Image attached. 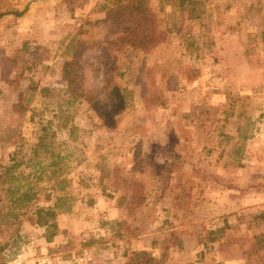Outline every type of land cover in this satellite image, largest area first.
I'll list each match as a JSON object with an SVG mask.
<instances>
[{
    "label": "rangeland",
    "instance_id": "374dc122",
    "mask_svg": "<svg viewBox=\"0 0 264 264\" xmlns=\"http://www.w3.org/2000/svg\"><path fill=\"white\" fill-rule=\"evenodd\" d=\"M117 1L0 0V264H264V0Z\"/></svg>",
    "mask_w": 264,
    "mask_h": 264
},
{
    "label": "trees",
    "instance_id": "16d2710c",
    "mask_svg": "<svg viewBox=\"0 0 264 264\" xmlns=\"http://www.w3.org/2000/svg\"><path fill=\"white\" fill-rule=\"evenodd\" d=\"M149 0H118L117 4L114 5L112 10H110L107 14V19H112L114 25L115 37L117 38L116 44L119 45H128L131 48H137L142 51H148L149 49L157 46L158 44L164 42L166 38V31L155 32L154 30H150L148 24V15L151 12V9L148 4ZM179 7L183 10H187L190 18H197L201 13L193 7H186V2L193 3V0H178ZM198 3L195 0V5ZM172 29L169 28V30ZM68 66V64H66ZM69 95L73 101L82 98L81 94H75L72 88H69ZM113 91L118 94L117 99L119 104L122 105L124 100L122 92L118 87H114ZM72 128V127H71ZM43 138H41L42 142ZM57 171V170H56ZM55 173V172H54ZM38 224L46 225L45 220L41 217V213H38ZM254 219L257 221L264 222V212L259 213L254 216ZM228 225L225 223V226ZM223 229H219L216 232H222ZM215 232L210 230L207 232L209 237V241H216V237H211ZM54 234H49V240L53 238ZM264 249V246H263ZM126 254V253H125ZM126 262L125 264H157L160 262L159 258H157L151 251L148 250H139L132 251L129 254L125 255Z\"/></svg>",
    "mask_w": 264,
    "mask_h": 264
},
{
    "label": "crops",
    "instance_id": "0c3cea01",
    "mask_svg": "<svg viewBox=\"0 0 264 264\" xmlns=\"http://www.w3.org/2000/svg\"><path fill=\"white\" fill-rule=\"evenodd\" d=\"M179 243H180V242H179ZM182 247H186V248H187V247H190V248L192 249V248H196V244H195V246H194V243H192L191 246H185L184 244H182ZM183 261H184V260H183ZM185 261H186V259H185ZM183 263H186V262H183Z\"/></svg>",
    "mask_w": 264,
    "mask_h": 264
}]
</instances>
